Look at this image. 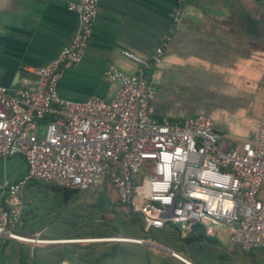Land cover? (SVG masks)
<instances>
[{
	"label": "built area",
	"instance_id": "1",
	"mask_svg": "<svg viewBox=\"0 0 264 264\" xmlns=\"http://www.w3.org/2000/svg\"><path fill=\"white\" fill-rule=\"evenodd\" d=\"M99 1L70 2L79 16L71 43L49 64L30 67L26 87L0 86V156L22 155L28 167L21 179L0 182V236L24 239L10 223L20 216L23 187L39 179L82 191L110 185L147 231L202 225L215 233L214 223L229 227V244L244 253L264 250V114L256 136L238 146H229L206 115L157 117L148 71L161 61L164 41L153 61L123 52L138 64L134 73L107 68L119 85L112 100L59 95L61 69L82 60Z\"/></svg>",
	"mask_w": 264,
	"mask_h": 264
},
{
	"label": "crops",
	"instance_id": "2",
	"mask_svg": "<svg viewBox=\"0 0 264 264\" xmlns=\"http://www.w3.org/2000/svg\"><path fill=\"white\" fill-rule=\"evenodd\" d=\"M77 1L0 0L1 87H26L30 67L49 64L71 43L79 16L69 3ZM162 41L161 61L148 71L156 116L206 115L229 146L254 138L264 114V0H100L82 60L61 69L59 95L112 100L119 85L107 68L134 73L138 64L123 52L153 61ZM27 168L22 155L0 156V182L21 179ZM207 234L212 242L203 241L194 254L152 241L146 264H264L263 249L246 254Z\"/></svg>",
	"mask_w": 264,
	"mask_h": 264
},
{
	"label": "rangeland",
	"instance_id": "3",
	"mask_svg": "<svg viewBox=\"0 0 264 264\" xmlns=\"http://www.w3.org/2000/svg\"><path fill=\"white\" fill-rule=\"evenodd\" d=\"M38 189L39 196L28 202L27 218L38 213L44 226L33 234L26 230L24 239L0 236V264H125L126 257L139 259L141 249L152 248L154 242L132 236L141 225L133 221L128 208L119 205L112 186L79 192L67 203L51 188ZM101 196L104 205L98 201ZM211 225L217 233H210L226 243L228 227Z\"/></svg>",
	"mask_w": 264,
	"mask_h": 264
},
{
	"label": "trees",
	"instance_id": "4",
	"mask_svg": "<svg viewBox=\"0 0 264 264\" xmlns=\"http://www.w3.org/2000/svg\"><path fill=\"white\" fill-rule=\"evenodd\" d=\"M49 119V116L48 118ZM47 187L53 189L55 192H57L60 196L61 202L67 203L70 202L79 192H90V191H101L103 190L107 185H104L100 188L90 189L87 191H82L77 188H70V187H62L58 186L54 183L46 182L39 179H31L27 182V184L23 187L20 196L22 199V207L20 216L17 220H14L10 223V230L20 236L26 234L27 231H29L30 234H33L36 231H39L44 226L41 223L40 215L38 213H35L31 216V219L29 217L27 218V211H28V202L30 198L37 197L40 194L39 187ZM99 203L101 205H104L105 203V197L101 196L98 199ZM118 203L122 207H126L131 212V217L133 221L138 222L141 227L137 228L135 231H133L132 236L135 237H142L143 239L155 241L159 244H162L164 246L170 247L174 249L177 252L185 251L189 254H194L193 252L196 249H203V246L200 244L203 241L212 242V238L207 234V230L202 225H194L191 228H185L181 227L179 225H171L163 229H151L149 231L144 230L145 225L142 217L139 214L134 213L128 205L121 202L118 199ZM5 205V200L3 202ZM113 235H116V233H113ZM198 245L197 248L192 249V245L196 244ZM256 252V251H254ZM246 253V254H253ZM152 250L148 247L147 249H141L140 251V258H134L129 260L128 257L125 259V264H138L136 263L137 260H139V264H146L147 259L151 258ZM115 256V253H114Z\"/></svg>",
	"mask_w": 264,
	"mask_h": 264
},
{
	"label": "bare ground",
	"instance_id": "5",
	"mask_svg": "<svg viewBox=\"0 0 264 264\" xmlns=\"http://www.w3.org/2000/svg\"><path fill=\"white\" fill-rule=\"evenodd\" d=\"M35 239V238H34ZM25 240H30L31 241V239H25ZM122 240V239H121ZM127 240H131V241H138V240H134V239H127ZM36 241H37V239H36ZM41 242V241H40ZM155 243V242H154ZM155 246V245H154ZM175 253V252H174Z\"/></svg>",
	"mask_w": 264,
	"mask_h": 264
}]
</instances>
